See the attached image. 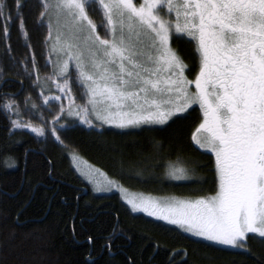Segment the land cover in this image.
I'll use <instances>...</instances> for the list:
<instances>
[{
    "label": "snow or ice",
    "instance_id": "1",
    "mask_svg": "<svg viewBox=\"0 0 264 264\" xmlns=\"http://www.w3.org/2000/svg\"><path fill=\"white\" fill-rule=\"evenodd\" d=\"M94 5L102 9L105 38L90 18L89 10L97 11ZM23 7L21 0H0L5 39L10 38L13 21H19L18 30L26 32ZM39 8L48 37L53 28L57 31L51 51L57 54L54 72L63 78L56 84L61 95L44 96V104L50 99L63 101L65 96L70 102L67 109L61 103L59 116L49 109L50 123L38 116L42 124L36 126L21 119L14 94L0 92V114L10 134L28 129L45 138L36 153L43 155L49 144L64 145L63 135L76 127L86 126L101 137L105 125L122 131L151 129L184 118L181 114L198 105L202 120L191 140L214 153L215 194L128 203L133 211L212 244L247 250L249 234L264 240V0H40ZM173 38L195 42L199 70L192 80L186 75L191 69L171 46ZM5 54L11 55L10 47ZM73 60L78 87L86 88L80 93L81 100L87 97L83 105H76L69 95V81L76 78L69 72ZM30 63L35 67L34 58ZM25 71L31 78L27 67ZM29 100L25 98L26 107ZM30 107L35 114L37 105ZM73 116L78 124L67 121ZM195 171L173 168L168 175L177 181L199 182ZM117 227L99 247L94 237L87 238L84 264H99L105 254L104 264H112ZM5 246L0 241V254ZM0 264L6 261L0 259Z\"/></svg>",
    "mask_w": 264,
    "mask_h": 264
},
{
    "label": "trees",
    "instance_id": "2",
    "mask_svg": "<svg viewBox=\"0 0 264 264\" xmlns=\"http://www.w3.org/2000/svg\"><path fill=\"white\" fill-rule=\"evenodd\" d=\"M21 3L25 33L18 30L19 21H13L10 38L5 39L0 18V92L14 94V99L34 84L37 61L49 46L48 28L39 21L40 0ZM171 46L191 69L186 72L191 80L199 69L198 55H193L195 42L173 38ZM6 47L11 55L5 54ZM33 58L35 67L30 63ZM182 116L151 129H104L102 137L76 127L63 135L64 145L49 144L43 155H37L43 139L25 129L10 134L0 114V241L6 242L0 259L6 264H84L87 238L94 237L99 247L118 226L112 264L132 259L137 264L170 260L172 264H264V240L249 236L246 251H233L192 239L175 227L133 214L116 194H94L70 163V154L75 153L137 193L183 199L214 195L215 159L191 140L202 120L201 111L194 107ZM26 149H32L27 156ZM188 167L196 169L199 182L169 179L173 168ZM106 258V254L100 257L99 264Z\"/></svg>",
    "mask_w": 264,
    "mask_h": 264
},
{
    "label": "rangeland",
    "instance_id": "3",
    "mask_svg": "<svg viewBox=\"0 0 264 264\" xmlns=\"http://www.w3.org/2000/svg\"><path fill=\"white\" fill-rule=\"evenodd\" d=\"M93 7H96L97 11L89 10L90 18L97 25V33L101 36V38H105V36H106V25L102 26V18H103L102 17V9H99L98 5H94ZM173 15H174V13H173ZM56 36H57V31L55 28H53L52 36H51V38H49L48 50L45 51V53H46L45 57H42L39 61H37V65H36L37 70L34 71L35 72V78L33 80L34 84L33 83L28 84L27 89H26L27 91L25 93H23L22 96L15 98L16 103L19 104V107H20L21 119L23 121H29L33 125H36V126H40L42 124V120L40 118H38V116L42 115V118L46 119L50 123L51 120L53 119V115L59 116L61 114L60 113L61 103L63 104V107L65 109H67L69 102H70L68 96H65L63 98V101L50 99V102L48 105H45L44 100H43L44 96L51 98L53 96L61 95V93H59L57 91L56 84L62 83L63 78L58 77L57 74L54 72V66H55L56 61H57V54L51 51L52 43L54 42ZM107 36H108V38H110V36H111L110 31L107 33ZM20 65H21V63H19V66ZM198 70H197V72H198ZM69 72L70 73H76L75 82H73L72 80L69 81V83L71 85L70 90H69V95L72 97V100L75 102L76 105H83L86 103L87 97H85L84 100H81L80 99V93L85 92L86 88L82 89V88L78 87L80 81H79L77 70L75 68V60L70 62ZM194 77L192 79H194ZM193 88H194V86H193ZM26 97H30L29 105L27 107L24 104ZM32 103H35L37 105V110H36L35 114L33 113V110L30 107V105ZM194 107L199 109L198 105H194L192 108H194ZM49 109H51V112L53 115L49 114ZM184 114H186V113H184ZM184 114H181V115H184ZM201 114H202V111H201ZM13 118L16 119L15 116H13ZM67 121H69V122L75 121L76 123H78V119L74 116L73 117H67ZM65 122L66 121H64V120L61 121V123H65ZM83 127L87 128L86 126H83ZM141 127H148V126H141ZM152 127H162V126L154 125ZM104 129H113V130H117V131H122L120 129H117L115 127L108 126V125H105ZM25 130L30 132V130H28V129H25ZM129 130H135V129H129ZM129 130H123V131H129ZM39 138H41V137H39ZM41 139L44 140L45 138H41ZM193 144L198 150L212 155L215 159L214 153L208 152L204 149H200L197 145H195L194 142H193ZM70 163H71L73 169L75 170V172L88 183V185L90 186V188L94 194H97V195L116 194V195H118V197L121 199V201L127 206V208L133 214L143 215V216H145L149 219H152L154 221H157V222H160L162 224L172 226V227L179 229L177 226L169 225L164 221L157 220L155 217H150L142 211H139V210L133 211L131 204H129L128 201H133L137 204H140L142 201H148V200L160 202V201H165V200L183 199V198H178V197H174V196H153V195H147V194H143V193L133 192V191L126 189L125 187L121 186L116 181L109 179L102 171L92 167L91 165L86 163L84 160L79 158L75 153L70 154ZM169 179L171 181L173 180V179H171V177H169ZM174 181H177V180H174ZM179 230L182 233H184L185 235L191 237L192 239L202 241V242L217 246L219 248L233 250V251H246L245 249H242V248H232L230 246H222V245L212 244V243L204 241L200 238L193 237L190 233H186L181 229H179ZM9 232L7 231V233H9ZM3 233L7 234L5 232V229H3ZM249 236L258 237L255 234H249ZM4 237H6L5 239H8V235H5Z\"/></svg>",
    "mask_w": 264,
    "mask_h": 264
}]
</instances>
